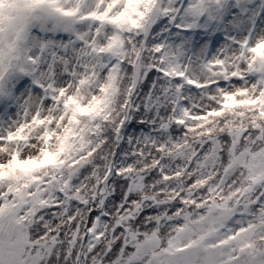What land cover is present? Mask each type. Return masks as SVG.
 Wrapping results in <instances>:
<instances>
[{"label": "snow or ice", "instance_id": "snow-or-ice-1", "mask_svg": "<svg viewBox=\"0 0 264 264\" xmlns=\"http://www.w3.org/2000/svg\"><path fill=\"white\" fill-rule=\"evenodd\" d=\"M0 264H264V0H0Z\"/></svg>", "mask_w": 264, "mask_h": 264}]
</instances>
